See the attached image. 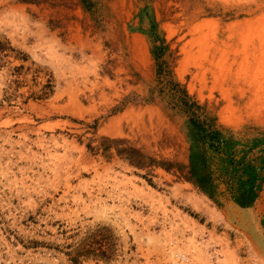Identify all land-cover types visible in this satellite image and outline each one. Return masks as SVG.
Returning <instances> with one entry per match:
<instances>
[{
  "label": "rangeland",
  "instance_id": "obj_1",
  "mask_svg": "<svg viewBox=\"0 0 264 264\" xmlns=\"http://www.w3.org/2000/svg\"><path fill=\"white\" fill-rule=\"evenodd\" d=\"M35 1L0 0V264H264V0Z\"/></svg>",
  "mask_w": 264,
  "mask_h": 264
},
{
  "label": "trees",
  "instance_id": "obj_2",
  "mask_svg": "<svg viewBox=\"0 0 264 264\" xmlns=\"http://www.w3.org/2000/svg\"><path fill=\"white\" fill-rule=\"evenodd\" d=\"M28 2H36L35 0H25ZM167 47L165 46H156L155 55L157 60L162 59L165 50ZM160 76L166 77L169 74L167 69L166 61H162L161 64L157 65ZM164 87L168 88L171 96L175 99V107H178L179 104H184V99L187 96V92L179 88L178 83H173L171 80H165ZM194 114V113H192ZM212 126V125H211ZM114 142L117 144H121V147H116L119 155L125 157L130 164L135 165L139 168L153 167V168H162L167 172H172L179 179H185L189 181H193L194 183H198L201 181L194 180L195 169L187 170V167L183 165L181 162L176 160V155L172 157L161 156L160 159L156 157L148 155L143 151V148L135 147L131 144V142L127 139H114ZM107 148V147H106Z\"/></svg>",
  "mask_w": 264,
  "mask_h": 264
}]
</instances>
